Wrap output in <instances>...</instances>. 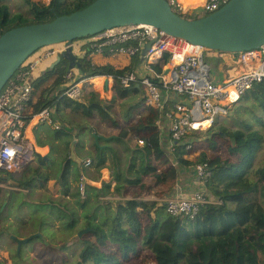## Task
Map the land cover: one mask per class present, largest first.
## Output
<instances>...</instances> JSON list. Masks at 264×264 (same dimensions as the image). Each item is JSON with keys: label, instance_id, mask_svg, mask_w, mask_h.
Instances as JSON below:
<instances>
[{"label": "trees", "instance_id": "1", "mask_svg": "<svg viewBox=\"0 0 264 264\" xmlns=\"http://www.w3.org/2000/svg\"><path fill=\"white\" fill-rule=\"evenodd\" d=\"M95 1L51 0L46 5L23 0L28 10L13 14L9 0H0V36L14 28L52 22L60 16L81 11ZM168 1L172 3V0ZM229 1L226 0L224 4ZM173 9L187 19L207 16L191 17V13H183L177 6L173 5ZM169 59L170 56L166 54L162 64L167 65ZM81 66L87 78L106 76L114 79L113 100L102 102L91 96L80 102L62 96L63 88H60L66 83L68 69V63L63 62L40 82L55 77L50 85L51 90L43 91L40 96L34 114L48 107L55 108L58 113L62 109L71 110L88 120L98 114L100 119L110 123L113 128H120L119 120L114 116L116 100L126 101L143 96L137 85L125 87L121 84V78L133 73V68L130 66L117 70L111 65L96 66L87 59ZM153 68L157 73L162 72L161 66L153 65ZM49 92L56 94L49 99L46 96ZM140 100L128 107L124 119H129L135 111L140 116L136 120L129 119L116 139L122 143L129 159L125 162L118 150L93 144L95 154L90 159L92 166L95 165L97 170L105 168L109 155L110 169L116 183L113 194L122 195L127 186H139L141 194H152L160 187L171 188L177 183L181 171L190 168L195 171L196 165L207 164L211 177L205 189L215 202L203 205L191 219L168 214L166 205L159 202L137 199L106 201L111 184L100 189L85 187L84 194L81 193V186L74 191L69 183L72 165H75L74 170L80 176V183L83 181L80 167L77 168L76 163L69 159L72 134L68 130L54 131L56 139H65L62 151L64 158L59 165L63 170L61 179L65 183L61 195L72 198L71 202L60 199L53 203L51 200L57 209L56 219L62 226L57 235L49 236L52 240L64 239L63 245H57L54 250V259H58L56 264H132L145 252L154 256L155 264H264V183L253 175L259 153L264 148V81L255 83L236 103L237 107L230 111L233 127H214L208 131V147L196 161L187 158L193 152L187 150L185 139L189 140L199 132L188 134L173 146L172 155H167L161 146L158 126L165 112L145 107L143 98ZM140 141L143 142L142 146ZM37 158V169H27L19 179L10 173H0V182L5 184L11 180L16 186L28 190L37 179L49 181L50 176L42 172L46 161L41 156ZM171 158L176 161L177 167L171 166ZM28 173L32 174L30 180L27 178ZM144 177L152 178L153 182L143 184ZM1 194L4 195L0 211L5 202H10L15 192L3 191L0 187ZM40 207L34 208L38 224H34L35 231L31 235L42 234V246H51L52 240L47 243L49 236L45 238L49 231L46 228L49 215ZM77 208L82 211L81 215ZM4 213L0 214V219ZM86 229L90 231L79 237L78 233ZM64 232L75 238L71 242L66 240ZM5 234L4 230L0 236ZM73 247L74 250L70 252L75 258L69 263L63 253ZM21 256L22 252L15 257L18 260Z\"/></svg>", "mask_w": 264, "mask_h": 264}, {"label": "built area", "instance_id": "2", "mask_svg": "<svg viewBox=\"0 0 264 264\" xmlns=\"http://www.w3.org/2000/svg\"><path fill=\"white\" fill-rule=\"evenodd\" d=\"M225 1L206 0L203 4L204 14L217 12ZM172 5L187 13L176 0H172ZM87 43L91 53L108 50L112 54L130 58L143 55L149 76L131 73L121 78V84L125 87H142L146 93L144 103L147 107L165 111L167 106L163 94L172 93L179 97L173 110L167 113L171 121L173 146L189 133L200 131L197 125L209 123L213 126L217 118L226 117L233 104L255 83L264 81V46L259 50L230 54L238 56L236 61L246 65L244 71L235 78L216 83L212 79V66L206 61L207 55L213 51L191 45L152 26H125L108 30L88 39ZM150 43L151 47L145 53V47ZM166 54L170 56L169 72L157 73L151 67L163 60ZM40 63L41 57L26 61L0 92V173L3 175L22 173L37 155L33 143L27 138L29 123L53 122L55 108H45L38 114L31 113L29 109L35 90L33 73ZM73 77L72 72L67 74L70 82L63 88L62 96L81 101L84 97L83 85L80 81L72 80ZM139 143L143 144L142 141ZM85 166H92V161L87 160ZM195 173L203 188L191 193L179 192L166 201L168 214L193 219L203 205L214 203L204 188L211 177L208 165H196ZM81 193L84 194L83 185Z\"/></svg>", "mask_w": 264, "mask_h": 264}, {"label": "crops", "instance_id": "3", "mask_svg": "<svg viewBox=\"0 0 264 264\" xmlns=\"http://www.w3.org/2000/svg\"><path fill=\"white\" fill-rule=\"evenodd\" d=\"M176 1L179 2V4L181 6H183L184 8L187 7V11L189 13H194V16H195V15H197L196 12H200V11L203 12V4L205 3L206 0H185L184 2H181L183 0H176ZM73 48H74V52L76 54L84 55L88 61H91L96 66L111 65L117 70H123V69L131 66L133 68V73L137 74L138 76H141V77L149 76V71L146 69L147 67H146L145 58L143 57V55H141V56L139 55V56L130 58V57H127L124 55L112 54L108 50H106L103 53H97V52L91 53V51H88L87 41H76L73 43ZM65 49H66V44H60V45L48 47L46 49H43L40 52L41 63L33 73L34 89L35 90H34V97H33L32 102L30 103V108H29L31 113H34V111H35L34 107L40 99V94H41L42 89L45 88V86L48 84L51 85V83L54 82L55 77H53L51 80L49 79V81H46L44 83H40V82L43 81L45 79V77H47V75L51 71L52 66L57 62L59 55ZM236 59L238 60V56H234V55H230V54H221V53H216V52H211L209 55H207L206 61L212 66V70L215 71V73H216V77H217V81H215L216 83H223L226 80L235 78L244 71V67L246 65L245 66L241 65L240 62L236 61ZM82 62L83 61H81V63ZM162 63H163V60L161 59V60L157 61L156 64H153V65L161 66L162 67L161 73L167 74L169 72L168 64L164 65ZM153 65L151 68L154 71H156L153 68ZM249 68H250V66H249ZM72 73L74 74V76L79 77V80L84 79L82 76V73L79 70H74ZM67 74H68V72H67ZM96 78H103L104 79V77L88 78V79H84L83 81H81V83H82L84 88H85V85H89V86L93 87L91 94H90V97L94 96L97 98L98 96L96 95V92L100 89H98L96 84H95L96 82H98V81H96V80H98ZM111 78L112 77L105 78V80L103 82V86H102L101 91L103 93H105V92L111 93V99L110 100L107 99L104 102H107V101L110 102L114 98L115 81L112 78L113 82H111ZM92 80H93V82H92ZM107 81L109 84L108 87L106 86ZM39 84H43V85H39ZM67 84L68 83L62 85V87L60 89L64 88ZM97 84H99V83H97ZM50 85L48 86V88L50 87ZM141 91L143 92L142 87H141ZM54 94H56V93H53L51 95H49L47 93L46 96L49 99H51ZM163 95H164V99H165L167 107H166L165 111H163V112H165V115L162 117L158 126H159L160 132H161V135H160L161 136V146L164 149V151L167 153V155L170 156V155H172L174 148H173V143H172V138H171V121L167 117V113L170 112L171 110H173V106L175 103H177L179 101V97H177L175 94H172V93H169V94L164 93ZM108 97H109V95H108ZM142 98H143V102H144L143 96H141L139 98V100ZM129 99H130V101H129L130 104L126 103ZM129 99L126 101L116 100L117 106H116V109L114 111V116L119 121H121L122 126L127 125V123L129 122V119L136 120L138 118L134 114L136 112L135 111L131 114L129 119H126V120L123 119V115L126 114L127 109H128V107H130V105L141 102V100L136 101V98H135V100H134V98L133 99L129 98ZM83 100L84 99H82L80 102H82ZM100 100H101V98H100ZM144 105H145V103H144ZM145 107H147V106L145 105ZM154 109H158V108H154ZM158 110H160V109H158ZM160 111H162V110H160ZM52 119H53L52 123H39L41 125L36 127L35 124H38V122L33 121V122L29 123V125L27 126V131H26L27 138H29V140L33 143L37 155H36L34 161L31 163V165L29 167H27L22 173H18L16 175H13V176H15L16 179H19L27 169H37L39 167L38 160L36 161V158L38 156H41L43 158V160L48 162V165L44 166L42 168V172L46 173L50 177L52 174L51 169L53 168V165H54L53 163H51L50 157H52L54 163L58 164V166L61 164V161L64 158L62 156V151L65 147V144H64L65 139L58 140L55 137L52 138L46 130L43 131L44 129L43 130L40 129V127L48 126V127L52 128L53 131L68 130L71 132L72 143L74 141H76V144L74 146L73 151L75 154V158L80 161V164H78L73 159H70V158L69 159H70V161L72 160L73 162L76 163L77 168L80 167V173L82 175L81 179L83 181V183H80V186L84 185V187H86V188L88 186H91V187L100 189L104 185L111 184L110 195L105 197V200L107 198H111L112 196H115L116 200L137 199L139 201L159 202V203H160V201H162L161 203L166 204V201L175 197L179 192L191 193L193 191H196L198 189L203 188L202 184L198 181V179L196 177L195 171L194 170L189 171L190 169H187V170H183L180 172L179 179H178L177 183L171 188L167 189V188H161L160 187V188H158L159 189L158 191H156L152 194H150V193L149 194L148 193L141 194V190H140L141 188L139 186H137V187L127 186L125 191L122 193V195L113 194L116 183L113 181V174H112V171L110 169V163H111L110 156L108 155L106 167L101 169V170H97L95 165L86 167L85 163L87 162V160L91 159L92 156L95 154L93 144H95L101 148L111 147L113 149L118 150L119 156L125 162L129 159L130 156L124 152V149L121 145L122 143L116 141V139L119 136V133L115 132L116 131L115 128H113L112 125L110 123H108L107 121H103L102 119H100L98 114H96L91 120H88V119H85L80 114H76V113H73L71 110H65V109H62L60 111V113H58L55 109V111L53 112ZM124 123H126V124H124ZM43 124H47V125H43ZM207 127H208L207 124L202 125L203 129H207ZM56 128H59V129L57 130ZM191 133H193V132H191ZM95 136L99 137V139L96 140ZM131 143L133 145L135 144L134 142H131ZM132 144H131V146H132ZM188 144H190V143H188ZM56 146H58V147L56 148ZM119 146L121 147V149L119 148ZM140 146H142V145L140 144ZM130 148H132V147H130ZM71 152H72V150L70 151V155H71ZM34 165L35 166L37 165V167H34ZM172 165L174 167H177L176 161L171 158V166ZM72 166L73 167H72L71 171L74 170V168H75V165H72ZM18 175H21V176L17 177ZM145 179H146V177L143 178V184H145V182H146ZM55 183H57V182H55ZM55 183L51 179L47 182L42 181V184H40L39 189H38V192H40L39 193L40 195L36 198V200H37L40 197V202H38L36 204H34V203L32 204L30 202L29 197H27L30 194L31 188L28 190H24V189L16 186V184L13 183L11 180L8 183H5L6 185L4 183L0 182V185H1L3 190L4 189H10V190L14 191L15 194H21V192L24 195L28 194L26 196V199H25L26 200L25 202L28 204L24 205L23 206L24 208L22 209L23 220L25 222H27V220L29 218L28 215L31 213V211L34 213V208L36 206H39V207L41 206L40 209L43 208L42 210L47 215H49L53 218V224L56 223V228L59 229V227L61 226V223L57 222V219H56L57 218V209L54 208V204L51 203V200L53 203H55L54 201H58L60 199H62L63 202L64 201L71 202V199L69 197H67V198L62 197V195H61V189L62 188L60 185L59 186L57 185L58 183L57 184H55ZM52 184L57 185V186L55 188H52L51 187ZM137 188L140 191L139 197L136 196V194H135L136 191L130 192L133 189H137ZM159 192L161 194L159 196L160 198L155 199L154 195H156V193H159ZM206 192L208 193V196H209L210 193L208 192V190H206ZM129 194H130V196L128 197ZM150 195H153L154 198H152ZM7 197H9V194L7 195ZM111 201H113V200L111 199ZM5 203L3 204L2 208H1V209H3L0 211L1 214H3L2 212H4L6 207L9 205L8 201ZM4 205H5V207H4ZM53 227H54V225H52V227L49 229V231L46 232V234L47 233L48 234L45 235V238H47V236H49V235H55V234L57 235V233H55V230L52 231ZM34 231H35V227H33V228L29 227V229L26 232H24L20 237H17V238L18 239H26L29 236H33V235H29V234L31 232H34ZM56 232H58V231H56ZM38 234H40V233H38ZM40 235H41V238L44 237L42 234H40ZM48 240L49 239L47 238V242H48ZM53 240H57V238H55ZM57 245H63V242L59 241ZM21 252H23V247H22ZM1 261L2 260L0 259V262Z\"/></svg>", "mask_w": 264, "mask_h": 264}, {"label": "water", "instance_id": "4", "mask_svg": "<svg viewBox=\"0 0 264 264\" xmlns=\"http://www.w3.org/2000/svg\"><path fill=\"white\" fill-rule=\"evenodd\" d=\"M137 25L152 26L213 52H250L264 46V0H230L217 12L197 19L180 16L168 0H96L85 9L52 22L14 28L0 36V92L28 59L41 49L60 44H66V49L51 70L67 62L68 73L79 70L87 78L81 66L86 57L74 52L73 43L108 30ZM150 47L151 43L145 47V53ZM75 144L76 141L71 144L70 159L80 164L73 151ZM88 231H80L79 237ZM39 238L40 234L13 238L18 244V255L25 244Z\"/></svg>", "mask_w": 264, "mask_h": 264}, {"label": "rangeland", "instance_id": "5", "mask_svg": "<svg viewBox=\"0 0 264 264\" xmlns=\"http://www.w3.org/2000/svg\"><path fill=\"white\" fill-rule=\"evenodd\" d=\"M33 1L38 2V3H42V4H46V5H48L51 2V0H33ZM184 1L185 0H183L181 2H184ZM177 4L180 5L179 2H177ZM9 5H10V9H11L13 14L28 10V8L25 7V5H24L23 0H9ZM183 10L188 13L187 7L186 8L183 7ZM196 13H197V15L194 16V13H191L190 16L191 17H197V16L201 17V16L206 15V14H203L204 12H201V11L200 12H196ZM90 38H92V37H88V38H85V39H82V40H78V41H87ZM46 48H48V47H46ZM46 48H44V49H46ZM42 50L43 49L38 51L30 59L40 58V52ZM30 59H28V60H30ZM103 77H104V79H102V80L97 78L98 80H96V81H98V82H96L95 84H96L97 88L100 89V90H98L96 92V94L98 96L96 99L100 100V98H101L100 101L104 102L107 99L108 100L111 99V93L105 92V91H104L105 93H103L101 91L105 78H109V77H106V76H103ZM212 79H213V81H217V77H216L215 71H212ZM72 80L78 81L79 77L74 76ZM69 82L70 81H69V79L66 76V83H69ZM92 82H93V80H92ZM111 82H113L112 78H111ZM97 83H99V84H97ZM49 85L50 84L46 85L45 88L42 89L41 94L43 93L44 90L46 91V89L51 90V87L48 88ZM92 88L93 87H91L89 85H85V88L83 87V90L85 89L84 90V97L82 98V99H84V101L90 97ZM41 94H40V96H41ZM48 94L51 95L53 93L49 92ZM108 95H109V97H108ZM143 97H144V99L146 97V93H145L144 90H143ZM139 98L140 97H136V101H138ZM131 99H133V98H131ZM134 100H135V98H134ZM129 101H130V99L126 103H129ZM235 107H237V105ZM234 108H232L231 110H233ZM230 113L226 117L217 118L215 124H213V126H210L208 129H203L202 128V130L197 131V132H199L198 134H194L193 133L195 136L190 138L189 140L185 139L186 144L190 143V144H187V150H192V152H193L192 154L187 155L188 159H190L191 161H196V160L199 159L201 153L206 152V149L208 147L206 139L208 138L207 134H208L209 130L213 129L214 127L216 129H218L220 127H233V122L230 119ZM134 114H135L136 117L140 116V115H138L137 112H135ZM123 119H124V115H123ZM119 123H120V128H116L115 129L116 130L115 132H118V133H120L121 128L126 126V125L122 126L121 125V121H119ZM124 124H126V123H124ZM35 125L37 127V126H39L41 124L38 123V124H35ZM43 125H47V124H43ZM40 129L41 130L44 129L43 131L46 130L52 138L55 137V132L52 130V128H50L48 126H43V127H40ZM263 132H264V130H263ZM57 147L58 146H56V148ZM119 148L121 149L120 146H119ZM50 159H51V163L54 164L53 168L51 169L52 174H51L50 179L54 183L57 182L58 184L57 183H55V184H57L58 186L60 185L61 188L63 189L64 188V184H65L64 181L61 179L63 170L58 166V164L54 163L52 157H50ZM37 160L38 159L36 158V161ZM47 165H48V162H46L45 166H47ZM34 167H37V165L36 166L34 165ZM189 171H192V168H190ZM70 173H71V176H70L71 178L69 179V183L72 186V189L74 191H77V190L80 189V176L76 172V170H72ZM253 175H254V177L257 180H260V181L263 180V183H264V148L259 153L256 165H255V167L253 169ZM20 176L21 175H18L17 177H20ZM27 178H29V180L32 179V174L28 173ZM145 180H146V182H149V183L153 182L152 178L150 179V178L146 177ZM42 181L43 180H41V179H37L35 181L34 186L30 189V194L29 195L27 194L28 196L24 195V194H12L10 202H9V205L6 207L3 217L0 219V233L3 232L4 230L6 232L5 235L0 236V259L4 262L3 264H56L58 262L57 258L54 259L55 256H56V251H54V250L56 249L57 244H58V242L60 240H58V239L57 240H52L50 236L48 237L49 238L48 242L52 240L51 243H50L51 246H48V245H47V247L46 246H42V244H43L42 241H41L42 239L41 238H39L40 240L35 239V240L32 241V243H28V244H25L23 246V252H22L21 258H19L17 260V258L15 257L16 255H18V252H17L18 251V244L16 243V241L13 238L20 237L24 232H26L29 229V227L33 228L35 223L38 224V218H37L36 215H34V213L32 211L28 215L29 218L27 217L28 218L27 222H24L22 209L24 208L23 207L24 205L28 204V203L25 202L26 201L25 200L26 196L29 197L30 202L32 204L33 203L36 204V203L40 202V197L37 200H36V198L40 195L39 194L40 192H38V189H39L40 184H42ZM57 185L52 184L51 187L55 188ZM83 188H85V187L83 186ZM5 190L12 191L10 189H4L3 191H5ZM134 191H136V193H135L136 196L140 195V191H139L138 188L137 189H133L130 192H134ZM160 195H161L160 192L157 193L156 195H154L155 199L156 198H160L159 197ZM2 196L3 195L1 194L0 195V203H1V200H2ZM129 196H130V194L128 195V197ZM150 196L152 198H154L153 195H150ZM211 198L213 200V197L211 195H209V199H211ZM70 199L72 201V198H70ZM111 199L112 200H116L115 197H111V198H107L106 201H110ZM213 201L215 202V200H213ZM161 202L162 201H160V203ZM77 210H78L79 215H81L82 211L80 209H78V208H77ZM46 222L48 224V226H46V228L50 229L52 227V225H54L52 231L55 230V233H57L56 231H58V229L56 228V223L53 224V218L51 216H49L48 221H46ZM43 229H44V231H47L44 227H43ZM31 234H33V232H31L29 235H31ZM64 234H66L64 236L65 239L69 240L70 242L75 238V236H70L66 232H64ZM62 241H64V239ZM70 249L71 250H68L65 253H63L65 255V257H68L67 260H68L69 263L73 262V260L75 258V255L73 253H71L74 250V247L70 248ZM60 254H62L61 251H60ZM132 264H155V259H154V256L151 255V253H149V252L146 253L145 252L144 254L141 255V257H140V259L138 261H135Z\"/></svg>", "mask_w": 264, "mask_h": 264}, {"label": "bare ground", "instance_id": "6", "mask_svg": "<svg viewBox=\"0 0 264 264\" xmlns=\"http://www.w3.org/2000/svg\"><path fill=\"white\" fill-rule=\"evenodd\" d=\"M96 79H97V78H96ZM99 79H103V78H99ZM203 124H207V125H208L207 129L210 127V124H209V123H203ZM203 124H199V125H197V126H196L197 129L202 130V125H203Z\"/></svg>", "mask_w": 264, "mask_h": 264}, {"label": "clouds", "instance_id": "7", "mask_svg": "<svg viewBox=\"0 0 264 264\" xmlns=\"http://www.w3.org/2000/svg\"><path fill=\"white\" fill-rule=\"evenodd\" d=\"M84 79H88V78H84ZM84 79H83V80H84ZM83 80H80V82L83 81Z\"/></svg>", "mask_w": 264, "mask_h": 264}]
</instances>
